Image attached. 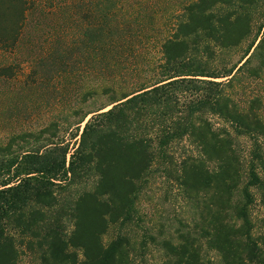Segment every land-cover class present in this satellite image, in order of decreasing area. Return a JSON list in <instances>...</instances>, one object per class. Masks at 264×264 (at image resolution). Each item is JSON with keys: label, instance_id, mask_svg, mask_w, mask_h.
Masks as SVG:
<instances>
[{"label": "trees", "instance_id": "obj_1", "mask_svg": "<svg viewBox=\"0 0 264 264\" xmlns=\"http://www.w3.org/2000/svg\"><path fill=\"white\" fill-rule=\"evenodd\" d=\"M30 4L0 0V51L15 46ZM120 38L115 28L107 48L88 50L99 70L118 66L98 56L116 61ZM245 42L238 59L220 57ZM160 53L151 81L83 94V102L106 100L74 109L79 128L90 116L73 150L53 122L0 143V264H19L26 254L33 257L28 264H135L128 235L104 236L131 220L155 165L192 212L175 239L158 240L161 264H217L208 251L219 264H264V218L256 234L251 216L257 195L264 208L261 101L242 106L230 92L240 74L264 76V0H188ZM9 72L0 67V76ZM239 137L252 143L247 163ZM180 143L188 148L177 156L171 149ZM71 184L82 187L67 196Z\"/></svg>", "mask_w": 264, "mask_h": 264}, {"label": "rangeland", "instance_id": "obj_2", "mask_svg": "<svg viewBox=\"0 0 264 264\" xmlns=\"http://www.w3.org/2000/svg\"><path fill=\"white\" fill-rule=\"evenodd\" d=\"M187 1L31 0L15 46L0 51V67L10 69L9 76H0V143L13 133L40 129L53 122L58 127V138L68 142L73 150L90 116L79 128L74 124L79 117L73 113L74 109H94L106 100L102 96L83 102V94L100 90L105 84L130 91L142 82L151 81L161 57L160 44ZM115 28L121 35L120 46L115 49L120 55L116 61L111 54L99 55L98 60H102L101 64L109 62V67L118 66L113 72H103L88 50L99 44L107 48L108 34ZM101 34L105 35L104 41L99 39ZM246 44L220 57L232 62L238 59ZM230 92L242 106L252 98H259V112L264 118L263 75L252 78L240 74ZM236 146L247 163L251 157V141L239 137ZM184 148H188L186 143H180L172 145L171 150L178 156ZM81 187L71 184L65 195L76 193ZM190 209L177 185L155 165L138 194L131 220L110 226L104 240L122 232L129 236L135 264H161L158 240L175 239L180 221L192 219ZM251 216L257 234L264 218L258 195L251 207ZM205 256L219 264L215 252H205ZM32 258L31 254L23 255L19 264H28Z\"/></svg>", "mask_w": 264, "mask_h": 264}]
</instances>
